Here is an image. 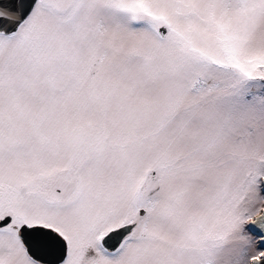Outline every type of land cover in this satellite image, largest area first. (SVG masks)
<instances>
[{
  "label": "snow or ice",
  "instance_id": "snow-or-ice-1",
  "mask_svg": "<svg viewBox=\"0 0 264 264\" xmlns=\"http://www.w3.org/2000/svg\"><path fill=\"white\" fill-rule=\"evenodd\" d=\"M0 264H264V0H0Z\"/></svg>",
  "mask_w": 264,
  "mask_h": 264
}]
</instances>
